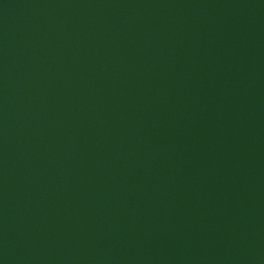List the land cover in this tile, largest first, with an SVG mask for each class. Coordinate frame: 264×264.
I'll use <instances>...</instances> for the list:
<instances>
[{"label":"water","instance_id":"95a60500","mask_svg":"<svg viewBox=\"0 0 264 264\" xmlns=\"http://www.w3.org/2000/svg\"><path fill=\"white\" fill-rule=\"evenodd\" d=\"M0 264H264V0H0Z\"/></svg>","mask_w":264,"mask_h":264}]
</instances>
